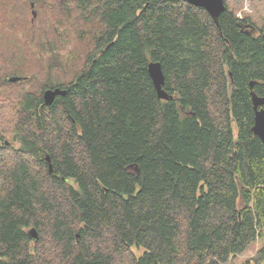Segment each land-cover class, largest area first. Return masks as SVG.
Returning a JSON list of instances; mask_svg holds the SVG:
<instances>
[{
    "label": "trees",
    "instance_id": "trees-1",
    "mask_svg": "<svg viewBox=\"0 0 264 264\" xmlns=\"http://www.w3.org/2000/svg\"><path fill=\"white\" fill-rule=\"evenodd\" d=\"M225 6L0 0V264H232L264 238V27Z\"/></svg>",
    "mask_w": 264,
    "mask_h": 264
},
{
    "label": "water",
    "instance_id": "water-1",
    "mask_svg": "<svg viewBox=\"0 0 264 264\" xmlns=\"http://www.w3.org/2000/svg\"><path fill=\"white\" fill-rule=\"evenodd\" d=\"M190 5L198 8L204 9L214 20H218L221 14H223L226 11L225 1L224 0H183ZM32 8L35 7L34 4L31 5ZM34 18L37 17V13L33 11ZM250 28H254L252 26H249ZM264 38V34H263ZM148 73L150 75V78L155 86V89L157 91V95L161 100L169 101L172 99V96H170L165 90V74L163 71L162 64L159 62H151L148 65ZM20 81V78L13 77L10 78L11 83H17ZM255 86V82L250 83V89H251V99L253 103V109L255 113V121L253 126V133L255 136H257L263 143H264V97L258 96L253 88ZM67 93L66 90H62L60 88H54L49 89L44 92L43 99L46 105H51L54 103L55 99L58 96H65ZM46 162L48 163V170L49 173L53 175L54 168L52 164L51 157L48 155L45 158ZM29 235L33 239H38L39 235L35 229L31 230L29 232Z\"/></svg>",
    "mask_w": 264,
    "mask_h": 264
},
{
    "label": "rangeland",
    "instance_id": "rangeland-1",
    "mask_svg": "<svg viewBox=\"0 0 264 264\" xmlns=\"http://www.w3.org/2000/svg\"><path fill=\"white\" fill-rule=\"evenodd\" d=\"M229 7L235 10L238 13L240 18L249 17L255 26L259 29L264 27V0H225ZM65 51V52H64ZM64 55L67 54L66 50L61 51ZM2 59V57H0ZM63 59L68 60L67 57H63ZM69 61V60H68ZM17 134L7 133L4 134V139H2V146L6 147L9 151L6 153H10L15 149L13 147L6 146L4 141L14 142L15 136ZM3 157V154L0 155V158ZM264 246V238L260 239L257 243L253 244L244 255L236 257L232 264H242L246 259L253 258L256 251Z\"/></svg>",
    "mask_w": 264,
    "mask_h": 264
},
{
    "label": "flooded vegetation",
    "instance_id": "flooded-vegetation-1",
    "mask_svg": "<svg viewBox=\"0 0 264 264\" xmlns=\"http://www.w3.org/2000/svg\"><path fill=\"white\" fill-rule=\"evenodd\" d=\"M13 78V77H12ZM19 78V77H18ZM49 90V89H48ZM47 91V90H46ZM15 136V139L16 140H14V142H12V143H10V142H8L7 140H5L4 141V144L6 145V146H11V147H13L16 151L21 147V143H20V141H19V139H18V137H16V135H14ZM2 146V140H0V147ZM46 156H48V155H40V157H41V161H43V163H45V165H46V167L48 168V163L46 162V160H45V158H46ZM49 169V168H48Z\"/></svg>",
    "mask_w": 264,
    "mask_h": 264
},
{
    "label": "bare ground",
    "instance_id": "bare-ground-1",
    "mask_svg": "<svg viewBox=\"0 0 264 264\" xmlns=\"http://www.w3.org/2000/svg\"><path fill=\"white\" fill-rule=\"evenodd\" d=\"M21 79V78H20ZM61 89V88H60ZM48 90V89H47ZM253 104V103H252Z\"/></svg>",
    "mask_w": 264,
    "mask_h": 264
}]
</instances>
